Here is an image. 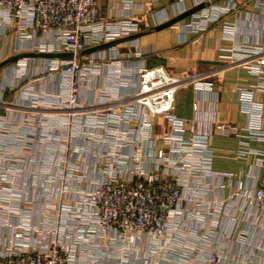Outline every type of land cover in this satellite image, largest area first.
<instances>
[{
  "label": "built area",
  "instance_id": "1",
  "mask_svg": "<svg viewBox=\"0 0 264 264\" xmlns=\"http://www.w3.org/2000/svg\"><path fill=\"white\" fill-rule=\"evenodd\" d=\"M248 1L234 0L209 15L202 9L204 15L196 14L186 28L206 30L220 23L225 34L235 36V25L223 19ZM138 24L130 17L101 19L99 0H0V27L13 28L19 41L43 33L47 40L32 50L62 56H51L48 71H59L65 80L62 94L32 98L28 108L54 112L44 114L41 123L20 125L0 115V264H108L106 255L112 264H264V129L257 99L264 94V36L243 39L219 56L258 78L251 89L238 90L246 125L188 126L173 114L174 95L190 84L204 85L206 75L134 67L128 70L138 85L131 93L116 95L106 88L98 90L97 101L80 99L83 89H91L85 76L100 69V60L86 51L139 32ZM131 79L123 73L109 78L108 85L117 80L127 86ZM8 107L0 101V109ZM156 119L167 129L153 136ZM242 131L263 145L238 152L241 158L255 154L259 175L251 176V185L233 184V175L195 164L214 134L240 137ZM88 153L90 173L81 169ZM28 169L32 188L25 183ZM214 176L217 184L207 180ZM214 187L227 195L206 202L194 193ZM189 217L201 224L191 231L201 243L185 250L177 244L183 232L190 234L184 227ZM231 241L250 257L233 259L226 251Z\"/></svg>",
  "mask_w": 264,
  "mask_h": 264
},
{
  "label": "crops",
  "instance_id": "2",
  "mask_svg": "<svg viewBox=\"0 0 264 264\" xmlns=\"http://www.w3.org/2000/svg\"><path fill=\"white\" fill-rule=\"evenodd\" d=\"M233 1L216 0L206 5L201 0H185L182 4L175 0H99L101 19L119 20L130 17L139 23L140 28L139 32L127 35L120 42L101 48L97 46L85 53L86 56L100 60L98 62L100 69L95 72L90 71L93 73L90 75L91 80H88L90 73L87 77L85 76L91 89H83L79 94L80 99L97 101L98 90L106 88L116 95H127L138 85V77L130 71L132 68L163 67L172 74L189 72L207 76L204 79V85L190 84L179 89L174 95L173 114L183 119L186 125L190 126L192 122H195V125L199 123L201 126L208 127L210 123L216 122L233 123L243 128L247 119L241 109L238 90L251 89L257 84L258 78L247 68L220 61L219 56L223 50L233 48L243 39L253 41L261 35L264 36V9L262 11L259 9L260 4L264 6V0H250L241 6L240 11L232 12L223 19L235 25V36L225 34L220 23H210L206 30L190 31L186 28L196 14H202L200 10L207 8L208 15L211 12L220 13L222 6ZM202 4H204L202 9L186 15L188 11ZM44 40H47L46 36L38 33L35 39L19 41L13 28L5 30L0 27V101L11 106L7 110L0 109V115L6 116L8 121L20 125L41 123L44 114L54 112L49 109L28 108L32 98L36 95L46 97L49 93L54 96L63 93L61 89V84L65 81L63 75L59 71H48V62L52 57L42 56L32 50L34 44ZM106 44L109 42L104 45ZM136 52H139V56L135 55ZM117 61H120L119 64L116 63ZM123 73L132 78L129 85H121L117 80L112 83V86L108 85L109 78L113 79ZM29 81H31L30 84ZM27 82L28 85L21 89ZM205 83H210V88H207ZM257 99L263 106L262 128L264 129V94H258ZM194 105L198 106L197 112L193 110ZM166 129V123L156 119L151 130L152 135L156 136ZM187 137L189 133L186 134ZM246 141L248 145H243L242 142ZM157 146L163 145L158 143ZM262 147L261 143L248 139L243 131L240 137L214 134L206 153L202 155L203 160L199 161L200 158L198 160L196 158L193 161L196 160L195 164L201 167V170L209 169L214 174L233 175L231 180L233 184L242 182L251 185L254 182L252 175H259V171H256L254 167L255 154L249 153L246 158H241L238 152ZM89 148L95 149L96 145L91 144ZM91 156L89 153L82 156L86 162L81 165V169L88 173L91 172L89 163L93 162ZM29 171L30 169L26 171L29 177L25 178V183L28 188H32L35 182L28 174ZM88 180L89 178L85 182ZM207 180L214 184L218 183L215 176L208 177ZM194 193L202 195V199L206 202H216L225 197L228 192L224 190L222 193L214 187V191L209 193L206 191ZM206 218V221H209L208 217ZM186 222L184 227L190 234L185 235L183 232L182 235L185 237L179 239L177 244V247L183 246L185 250L196 248L201 243L198 237L191 234V231L199 229L201 224L192 217L187 218ZM201 247L203 251L208 249L205 244ZM226 251L233 259L250 257L246 255L244 247L234 241L226 244ZM113 260L115 261V258ZM103 262L112 264V259L106 255L103 257Z\"/></svg>",
  "mask_w": 264,
  "mask_h": 264
},
{
  "label": "water",
  "instance_id": "3",
  "mask_svg": "<svg viewBox=\"0 0 264 264\" xmlns=\"http://www.w3.org/2000/svg\"><path fill=\"white\" fill-rule=\"evenodd\" d=\"M204 7V4H202V5H200V6H198V7H196L195 9H193V10H191V11H188L187 13H186V15H189V14H191V13H193V12H196L197 10H199V9H202ZM121 40H124V39H121ZM121 40H119V41H115V42H112V43H109V44H106V45H101V46H99V47H97V48H101V47H105V46H107V45H111V44H115V43H117V42H120ZM90 51V50H89ZM86 52H88V51H86ZM42 56H58V55H50V54H46V55H42Z\"/></svg>",
  "mask_w": 264,
  "mask_h": 264
}]
</instances>
